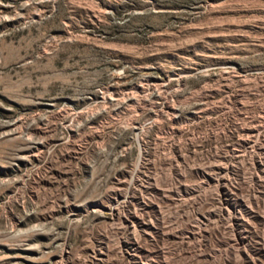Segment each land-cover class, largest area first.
Wrapping results in <instances>:
<instances>
[{"label": "rangeland", "instance_id": "1", "mask_svg": "<svg viewBox=\"0 0 264 264\" xmlns=\"http://www.w3.org/2000/svg\"><path fill=\"white\" fill-rule=\"evenodd\" d=\"M0 264H264V0H0Z\"/></svg>", "mask_w": 264, "mask_h": 264}]
</instances>
